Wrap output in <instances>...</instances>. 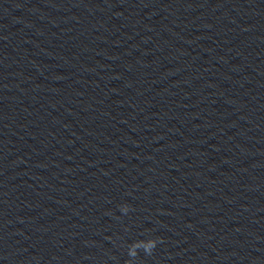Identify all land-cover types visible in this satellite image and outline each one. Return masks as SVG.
I'll return each mask as SVG.
<instances>
[{
  "label": "clouds",
  "instance_id": "obj_1",
  "mask_svg": "<svg viewBox=\"0 0 264 264\" xmlns=\"http://www.w3.org/2000/svg\"><path fill=\"white\" fill-rule=\"evenodd\" d=\"M120 211L124 214H127L130 211V205H121ZM159 242L160 238H148L145 240H137L136 242L132 243L130 246H128V256L132 259H129L127 264H133V260L137 257L139 250H142L146 255H151Z\"/></svg>",
  "mask_w": 264,
  "mask_h": 264
}]
</instances>
